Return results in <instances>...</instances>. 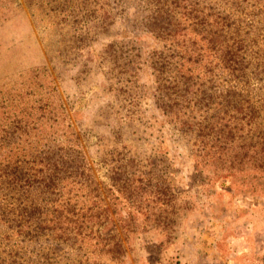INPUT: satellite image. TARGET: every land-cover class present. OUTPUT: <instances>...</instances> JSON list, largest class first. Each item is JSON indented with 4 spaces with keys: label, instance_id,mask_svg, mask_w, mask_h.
Masks as SVG:
<instances>
[{
    "label": "rangeland",
    "instance_id": "1",
    "mask_svg": "<svg viewBox=\"0 0 264 264\" xmlns=\"http://www.w3.org/2000/svg\"><path fill=\"white\" fill-rule=\"evenodd\" d=\"M180 1L165 39L157 0H0V264H264V0ZM213 36L236 58L188 60L180 94L173 44Z\"/></svg>",
    "mask_w": 264,
    "mask_h": 264
},
{
    "label": "trees",
    "instance_id": "2",
    "mask_svg": "<svg viewBox=\"0 0 264 264\" xmlns=\"http://www.w3.org/2000/svg\"><path fill=\"white\" fill-rule=\"evenodd\" d=\"M172 3V4H171ZM191 4H194L193 2H188L186 4H183L180 0H157L156 7L153 10L152 16L149 19L150 24L152 26L153 31L157 32V35H162L164 34L165 39H170V38H178L180 33L182 32V29L177 28V24L180 22V18H177V12H184L182 11V7H187ZM196 11L197 9L195 8V4L193 7ZM195 11V12H196ZM205 15L199 16L195 15V20L193 21L195 27H194V33L198 36L201 35L203 39L208 36L206 31L203 29H200V23L203 22V19H205ZM175 24V25H173ZM205 28V26H204ZM170 37V38H169ZM209 44L205 45V43L198 44L196 45L197 42H193L194 44L192 45H186V44H180V42H175L173 45L178 48V53H180L177 57L176 61V67L174 68L176 72V79L177 82L175 83V86L177 91H179L180 94H188V88L191 86L190 80L187 79V75H189L188 70L191 69L192 67H187L188 60L193 61V63H197L198 61H205L208 58L215 60L216 64L218 67L223 68V66H228V62H231L234 60L235 57H233L232 54V49L236 48V44L234 43H229L226 42L225 40H221V38L217 37H209ZM219 49H221L219 51ZM208 55V56H206ZM175 57V53H174ZM213 60L208 61V64H210ZM235 68L232 69L231 72H233ZM185 72V73H184ZM185 75V80H183ZM157 78H159L157 76ZM233 86L229 87V91H231ZM169 93V92H168ZM225 103V102H224ZM229 106H239L237 105L236 100H230L228 101ZM238 111V110H236ZM170 115L173 116L175 115L177 120L180 121L181 117L176 114L175 111L170 112ZM210 116V117H208ZM207 119L205 123L200 124L197 128V132L199 133L198 136H195L194 144H198V149L197 152H195V156L197 157V161L199 160L200 163H203L204 159L206 160V142L205 136H206V129L212 126L211 130L216 129L217 126L221 123L222 117L219 115V112H214L213 114L207 115ZM223 129L221 128L216 130V132H222ZM208 134V133H207ZM200 138V139H199ZM202 139L204 141H202ZM204 150V151H203ZM47 180V178H46ZM122 182V181H121ZM116 189L118 192L123 194V196L126 198H133L136 196L138 190L136 188H133L132 190L129 187V182L128 180L123 181L121 184L119 182H115ZM163 195V193H162ZM131 201V200H130ZM63 206H68L69 205H64ZM71 211H75L74 208L70 209ZM69 211V209H67ZM64 220V221H63ZM72 218H67V219H61L60 215L57 214L54 217H51L46 221L38 220L35 221V224L37 225V228L35 229H40V227H45V228H51L53 230H58L60 231V234H67L69 232V222L72 221ZM78 220V219H77ZM33 222V221H31ZM68 222V223H67ZM161 223H167V220L165 219L164 222L161 220L157 221V224ZM32 227L31 225H29ZM27 227V226H26ZM28 227V228H30ZM25 227L22 229L23 232H26L25 234L32 235L33 231L32 229H27ZM70 234V233H68ZM102 240V239H100ZM103 246L106 247L107 252H110L113 257L119 256V254L123 253V243L122 241L116 240V241H111L110 239L103 243Z\"/></svg>",
    "mask_w": 264,
    "mask_h": 264
}]
</instances>
